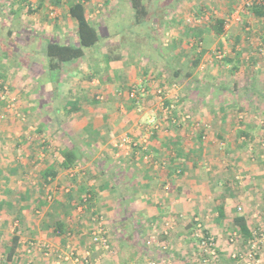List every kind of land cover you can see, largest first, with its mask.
Listing matches in <instances>:
<instances>
[{
    "label": "crops",
    "instance_id": "obj_1",
    "mask_svg": "<svg viewBox=\"0 0 264 264\" xmlns=\"http://www.w3.org/2000/svg\"><path fill=\"white\" fill-rule=\"evenodd\" d=\"M81 1L85 3L88 19L94 18L92 9L97 6L94 0L92 5ZM143 3L148 11L145 19H148L151 16L150 1L143 0ZM109 6H125L126 9L124 7L117 12L120 17H135L132 0H111ZM97 11L99 13L100 9ZM172 12L175 15L176 9ZM164 13L158 8L155 24L161 22ZM68 17L75 32L71 33L64 22L53 31L43 24L39 29L38 24L33 23L34 18H29L32 27L29 28L30 34L34 33L30 38L36 41L35 36L40 37L43 33L48 37L42 50L47 57L50 41L79 46L77 21L69 13ZM90 21L98 26L99 32L110 31L106 21ZM159 29L153 25L152 31L157 34L160 33ZM106 34L102 35L103 39L113 35ZM106 44L105 48L98 45L86 48L83 57L63 62L56 68L50 66L48 57V67L34 74L31 71L32 74L28 73L30 98H109L114 91L123 88L131 90L139 84H145L147 89L140 98H158L156 93L161 87L168 98L175 97L177 91L174 88L177 86L171 87L169 84L172 81L169 71L141 58L140 42H132L134 48L130 47L129 50ZM31 46L32 53H40L35 48V42ZM251 72L249 78L252 79L254 76ZM255 78V81H260V78ZM209 80L208 77L205 82L200 81V86L207 85ZM197 81L191 77L188 83L194 96L202 92L201 87L193 89L198 86ZM255 81L248 82L244 88L254 91L257 86ZM233 85L235 92L236 82ZM218 86H221L220 82ZM200 97L195 98L199 103L198 116L183 121V116L178 114L177 123L165 121L147 147L117 143L113 138L106 143L93 140L65 148L77 152L79 159L75 166L62 170L49 183L42 179V184L48 189L57 190L58 200L55 202L64 210L55 208L57 211H54L51 208L49 212H55L56 221L60 220L66 226L60 235L55 226L52 232L56 236L42 235L49 240L52 238L55 247L64 246L67 236L72 235L79 251L92 248V264H159L164 259L170 264H204L198 253V241L193 235L196 219H199L218 240V264H233L229 256L232 246L227 243V235L238 227L236 218L243 216L250 232L264 222V156L260 147L262 127L259 122L261 118L264 119V111L249 107V111H254H234L231 103L244 107L249 103L244 98H218L213 103L210 99L202 98L203 95ZM128 98H132L130 93ZM105 111L103 116L91 114L85 123L77 122L73 127L78 124L76 131L87 136L90 121L92 124L89 126L94 127L92 129L97 133L99 119L111 122L116 117L113 110ZM195 120L201 125L209 124V128L194 126ZM108 125L98 135L117 131H110L111 124ZM124 135L122 133L118 141L123 140ZM39 158L43 159L41 156ZM52 162L53 159L43 165L32 161L26 165L28 168H33L35 163L36 167L42 166L39 168L41 175V171ZM81 169L82 172L75 179L70 178L72 171ZM33 190L29 184L23 193ZM16 195L23 198L21 190L16 191ZM38 197L42 198L36 193L32 200L23 205L32 204ZM19 208H22L21 204ZM96 213L106 214L104 223L112 247L110 251L92 244V233L97 226ZM166 223H171L170 235H159ZM22 243L20 238L11 260H7L11 241L5 242V246L0 245V264L2 261L6 264H55L54 257H44L40 252L29 254Z\"/></svg>",
    "mask_w": 264,
    "mask_h": 264
},
{
    "label": "rangeland",
    "instance_id": "obj_2",
    "mask_svg": "<svg viewBox=\"0 0 264 264\" xmlns=\"http://www.w3.org/2000/svg\"><path fill=\"white\" fill-rule=\"evenodd\" d=\"M72 1L75 0H62L61 4L57 5L53 0H0L1 246H5V242L11 241L17 234L25 247L32 240H46L54 249L63 248L69 241L76 245L72 235L67 236V240L63 242L64 246L59 247L53 245L52 238L49 240L42 235L56 236L52 228L55 226L57 215L49 210L52 208L54 211L59 209L62 211L64 208L55 202L58 200L57 190L43 186L39 172L42 166L36 167L35 164L45 165L50 160L59 158L63 149L93 140L106 143L113 138H116L114 141L117 143L147 147L156 132L163 127L162 124L167 121L160 118L159 128L151 134L152 128L148 123L151 116H164L166 106L174 104L173 117L190 113L194 118L199 112V103L195 98H201V95L202 98L210 99V102L217 101L218 98H244L249 102L244 107H237L231 103L234 111L238 113L248 112V107L264 111V17L254 16L250 9L258 0H149L151 16L143 20H138L136 14L135 17L125 19L120 17L117 12L122 11L125 6L110 7L111 0H94L97 6L92 9L94 18L90 20L97 23L107 22L110 31L100 30L101 36H107L106 33L113 34L104 39L103 36L101 38L103 41H100V45L97 44L99 48H105L108 43L114 48L122 46L123 50H129L130 47L134 48L132 42H140L141 58L148 59L151 64L169 71L172 80L169 84L171 87L177 86L174 88V91H177L175 97L128 98L130 90L123 88L114 91L109 98H30L28 73L40 72L49 64L48 57L42 51L48 37L43 33L40 37L35 36L36 41L31 39L34 33L30 34L29 18H34L33 23L38 24L39 29L43 24L50 26L49 30L53 31L64 22L71 33L75 32L67 13L68 5ZM85 2L93 4V0ZM158 8L165 13L161 17V22L155 24ZM173 9H176L175 15ZM169 11L171 13H167ZM218 17L226 19L222 35H217L210 29L211 22ZM153 25L160 27V33L154 34ZM34 42L37 45L35 48L40 50L38 54L31 52V44ZM220 50L226 54L221 59L216 57ZM196 56H199L201 61L199 66L193 69V60ZM241 69L243 71L239 73ZM190 70H193L192 76L199 82L193 89L198 90L201 87L200 81L205 82V78H210L209 83L202 86V92L196 96L188 88L190 77H187L186 73ZM252 70L254 71L251 72ZM250 72L253 78H260V83L249 78ZM236 75L238 77H235ZM251 81L257 82L254 91L244 88ZM235 82L237 86L233 92ZM124 91L128 94L127 98ZM4 93L6 98H2ZM137 95L141 96L139 93ZM74 107L78 109H72ZM108 109L113 110L116 117L111 122L108 119H99L96 125L99 126L97 133L92 129L94 127L89 126L92 124L90 121L86 129L89 134L87 136L81 131H76L78 124L73 127L77 122L85 123L91 114L103 116ZM252 109L250 111L253 112ZM197 122L195 120L194 126ZM108 124H111L110 131L113 132L114 129L117 131L114 134L98 135L103 128L107 129ZM122 133H125V138L118 141ZM40 156L43 159H37ZM32 161L36 163L33 168H28L26 164ZM76 172H71L73 174L70 176L71 179H75L82 169ZM29 184L33 187V192L23 193ZM18 190L22 191V199L16 195ZM36 193L47 201L45 207H37L36 201L30 205H23L32 200ZM20 204L22 208H19ZM94 217L96 224L100 219L104 223L106 214L96 213ZM76 247L78 248L77 245ZM86 249L92 248L86 247L83 252ZM35 252L40 251L33 250L28 253L33 255ZM55 252L49 256L42 252L40 254L56 259ZM88 264H92L91 261Z\"/></svg>",
    "mask_w": 264,
    "mask_h": 264
},
{
    "label": "built area",
    "instance_id": "obj_3",
    "mask_svg": "<svg viewBox=\"0 0 264 264\" xmlns=\"http://www.w3.org/2000/svg\"><path fill=\"white\" fill-rule=\"evenodd\" d=\"M260 2V0H258ZM225 52L220 50L218 51L216 57L223 58L225 56ZM147 91L145 84H139L138 86H134L130 90V96L132 98H140L137 93L140 95L145 94ZM7 94V92H6ZM6 94L2 95V98H6ZM158 98H168L166 94H164L163 89H159L157 91ZM164 104V103H163ZM174 104H170L166 106V111L164 116L159 117L157 115L151 116L148 120L150 124L151 134H154V131L159 128L158 121L159 119L165 118L166 120H170L174 123H177L179 120L172 116L174 112ZM192 119V115L190 113H185L183 115V121H188ZM262 130L260 136V147L264 156V119L261 118L259 120ZM198 127H204L205 129L209 128V124L201 125L199 122L196 123ZM205 137V136H204ZM147 141L146 139L144 140ZM137 145V143H134ZM88 199V196L86 197ZM242 210V207L238 208ZM264 218V215H263ZM264 221V220H263ZM171 223H166L165 227L161 230V233L165 236L170 235ZM194 237L198 241V253L203 259L204 264H218L220 261V253L218 251V240L217 238L207 231L204 228L203 223L196 219V230L194 232ZM92 244L101 246L105 250H112L110 240L106 234V230L104 227L103 221L100 219L95 227L92 238ZM227 243L232 246L230 250V259L233 261V264H264V222L261 226L252 229L251 236L246 239L239 229H232L227 235ZM26 250L31 253L34 251H40L45 256H49L52 252L56 251L57 258L55 264H88L90 261L91 250L86 249L83 253H80L76 245L72 242H67V244L63 248L54 249L50 242L46 240H32L29 241ZM151 264H157L152 262ZM159 264H170L167 260H161Z\"/></svg>",
    "mask_w": 264,
    "mask_h": 264
},
{
    "label": "trees",
    "instance_id": "obj_4",
    "mask_svg": "<svg viewBox=\"0 0 264 264\" xmlns=\"http://www.w3.org/2000/svg\"><path fill=\"white\" fill-rule=\"evenodd\" d=\"M62 0H53V3L59 5ZM133 8L136 12L138 20L145 19L148 14L147 8L145 7L143 0H132ZM254 16L264 17V0L253 3L250 8ZM68 13L70 16L77 21V36L79 39V46H73L69 44H59L57 42L50 41L47 46V54L49 57V63L52 68H56L59 64L70 61L73 59H79L85 55V49L97 45L101 41V34L97 25L93 24L87 17L85 3L81 0L72 1L68 6ZM226 19L218 17L211 22V31L217 35H222L225 31ZM10 33V31L8 32ZM199 37V36H198ZM201 40V37H199ZM201 58L196 56L193 60V69L197 68L200 64ZM193 70L186 73L187 77H193ZM72 109H78L74 107ZM174 116V115H172ZM79 157L75 150L65 149L61 153V156L57 159H53V162L41 171V177L45 183L56 179L62 170L70 169L75 166ZM36 206L43 208L47 205V201L44 198H37ZM237 229L242 235L248 239L251 236V232L248 229L247 223L243 216H239L235 220ZM66 224L60 220L55 222V229L60 235L63 233V228ZM20 237L14 235L11 239V247L7 253V260H11L14 256L16 249L19 244Z\"/></svg>",
    "mask_w": 264,
    "mask_h": 264
}]
</instances>
